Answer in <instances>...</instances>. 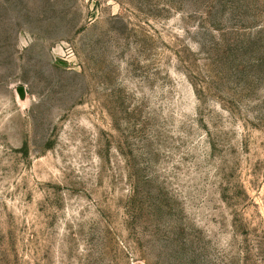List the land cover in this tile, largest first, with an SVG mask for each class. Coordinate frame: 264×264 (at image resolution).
<instances>
[{
	"label": "rangeland",
	"instance_id": "374dc122",
	"mask_svg": "<svg viewBox=\"0 0 264 264\" xmlns=\"http://www.w3.org/2000/svg\"><path fill=\"white\" fill-rule=\"evenodd\" d=\"M0 264H264V0H0Z\"/></svg>",
	"mask_w": 264,
	"mask_h": 264
}]
</instances>
